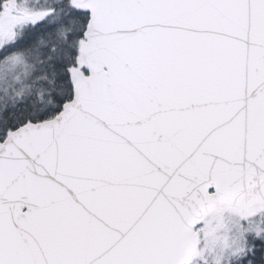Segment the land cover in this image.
<instances>
[{
  "label": "snow or ice",
  "instance_id": "6c2138e0",
  "mask_svg": "<svg viewBox=\"0 0 264 264\" xmlns=\"http://www.w3.org/2000/svg\"><path fill=\"white\" fill-rule=\"evenodd\" d=\"M0 264H264V0H0Z\"/></svg>",
  "mask_w": 264,
  "mask_h": 264
}]
</instances>
